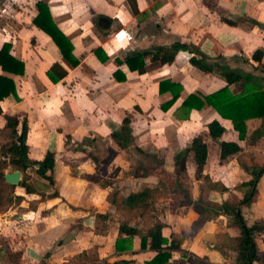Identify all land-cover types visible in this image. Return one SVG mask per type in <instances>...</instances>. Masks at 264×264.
Returning a JSON list of instances; mask_svg holds the SVG:
<instances>
[{
    "label": "crops",
    "instance_id": "obj_1",
    "mask_svg": "<svg viewBox=\"0 0 264 264\" xmlns=\"http://www.w3.org/2000/svg\"><path fill=\"white\" fill-rule=\"evenodd\" d=\"M37 1L0 0V49L11 44L10 53L24 63L23 74L5 72L0 66V74L12 77L17 87L16 95L0 101L4 110L0 130L10 133L5 114L19 116V131L26 117L29 158L41 161L54 152L55 184L36 173L37 165L29 169L31 181L47 197L16 188L15 195L24 199L0 213L3 257L8 244L19 258L17 264H106L119 259L146 264L156 251L143 250L140 236L133 238L132 249L116 250L122 217L108 201L114 188L138 191L156 185L163 171L178 177V154L197 134L207 133V124L215 119L226 132L220 139L206 136L209 151L203 173L196 175L191 157L187 161L195 199L209 175L228 188L215 192V197L238 201L245 191L242 183L250 178L244 165H264L262 118L248 119L241 138L233 121L213 106L183 105L190 94L204 97L228 85L217 64L252 77L229 84L234 95L245 94L251 86L264 90V56L261 61L253 58L257 49L264 50V0H43L57 28L73 44L76 66L52 36L35 25ZM125 30L134 35L132 41L125 39ZM176 41L191 49L180 50L172 63L154 61L152 55L144 58L143 70L127 63L133 53ZM194 55L214 70L194 65ZM176 94L179 97L172 102ZM128 113L133 141L122 148L111 133ZM223 140L238 143L242 150L222 161ZM95 142H102L101 152ZM258 189L257 200L243 207V213L249 224L264 225V174ZM55 191L59 195L51 196ZM166 200L168 206L172 198ZM164 210L146 229L133 225L145 235L161 221L164 235L170 239L177 235L183 249L217 264L235 261L237 252L230 249L229 236L238 229L229 226L227 216L204 219L195 204ZM98 214L106 218L98 219ZM259 244L264 250V232ZM180 256L175 251L172 264H178ZM193 260L187 259L188 264Z\"/></svg>",
    "mask_w": 264,
    "mask_h": 264
},
{
    "label": "trees",
    "instance_id": "obj_2",
    "mask_svg": "<svg viewBox=\"0 0 264 264\" xmlns=\"http://www.w3.org/2000/svg\"><path fill=\"white\" fill-rule=\"evenodd\" d=\"M36 6L39 13L34 18V23L40 29L52 36L63 56L70 62L71 65H78V60L72 57L74 46L70 39L62 33L53 22L48 5L43 0L37 1ZM136 9V6H133ZM137 11V10H136ZM48 23V24H47ZM11 44L5 43L0 49V66L5 72H12L17 74L24 73V63L15 58L11 53ZM182 49H191L190 45L185 42L176 41L171 46H157L150 51H143L133 53L127 56V63L131 69L143 70L145 66L144 58L152 55L154 61L162 64L172 63L177 53ZM264 56L263 49H257L253 55L256 61H261ZM137 62L135 66L134 63ZM191 62L205 71H213L215 66L206 63L204 60L198 59L196 55L191 57ZM138 67V68H135ZM220 73L227 79L228 85L220 90L200 97L197 94H190L183 102V105L190 109L193 107L202 109L205 105L213 106L225 118L233 121L236 130L239 131L240 137H244L246 133V121L250 118L260 117L264 122V90L257 86H251L246 89L245 94L234 95L229 89V84L237 83L243 79L251 80L250 75H243L239 72L229 69L225 66L216 65ZM51 74V73H50ZM59 79V78H58ZM179 88H182L181 86ZM180 90V89H179ZM17 94V87L12 77L0 74V101L5 97H10ZM174 95L172 102L179 96ZM4 114V110L0 104V115ZM6 126L9 128V140L1 144L0 151V213L7 210L12 204L19 203L24 198L15 195L16 188L22 187L29 195L38 194L40 199H45L47 194L38 190L35 184L31 181L29 169L35 165L36 173L42 178L49 181L50 185L54 186L55 180L53 178V171L55 167V154L48 152L45 159L41 161H32L29 158V145L27 143L28 137V122L27 118L22 119V128L19 131L20 118L17 115L5 114ZM132 115L127 114L123 120V124L119 129H114L111 137L116 143L125 148L129 146L132 141ZM207 133L203 132L197 134L190 146L181 151L177 156L176 177L174 186L182 190L184 198L175 202L171 207L173 210L182 205L195 204L201 212L202 218L208 219L218 215H225L229 219V226L238 229V234L229 236L230 249L237 252V256L233 263L222 264H264V250L261 249L259 240L261 233L264 232V225L261 222H254L249 224L243 213V207L253 204L258 196V184L264 174V165L253 164L244 165L245 170L250 174V178L242 183L245 189L242 198L238 201L222 200L215 197L214 193H225L228 188L221 182L213 180L209 175H205L203 182L199 185V195L195 199L188 184L183 181V176L187 177V161L188 158L196 165V175H201L208 157V144L206 136L213 139H220L226 132V128L219 122V120H212L207 124ZM242 147L233 141H221V160H225L230 156L239 153ZM191 153V154H190ZM1 154L8 157V160L2 161ZM94 161L98 164L99 159L94 157ZM21 170L23 172V179L20 184H11L7 182L5 175L7 170ZM166 176L171 175L167 171H163ZM110 180H108L109 182ZM15 195V199L11 196ZM59 192L55 191L51 196H58ZM163 188L162 179L156 185H144L138 191H124L114 188L108 194V201L114 205L116 211L121 215L120 220V235L116 240V250L124 252L132 249L133 238L140 236L141 248L143 250L150 249L156 251V255L146 264H172L171 259L175 251L180 252L181 256L178 259V264H188L187 259L194 261V264H217L207 259V257L196 256L193 252L182 248L175 234L172 238H168L163 233L165 224L161 221L156 222L147 234L143 235L141 230L132 224L135 218L139 216L145 217L148 212L154 210L156 202L162 198ZM97 218H106L105 214H98ZM202 220L194 222V227L200 225ZM103 225H101L102 227ZM132 260L119 259L114 262H107L106 264H131Z\"/></svg>",
    "mask_w": 264,
    "mask_h": 264
},
{
    "label": "rangeland",
    "instance_id": "obj_3",
    "mask_svg": "<svg viewBox=\"0 0 264 264\" xmlns=\"http://www.w3.org/2000/svg\"><path fill=\"white\" fill-rule=\"evenodd\" d=\"M9 135H10L9 132L0 130V145L1 144L3 145L4 143L7 142V140L9 139ZM94 147L98 150V152H101L103 150L102 142L101 143L95 142ZM8 170H9V172H12V171H10L11 169H8ZM161 179H162L163 196L160 199H165V200L160 201V199H159L157 201L159 203V205L156 206V204H155V206L153 208L155 210H151L150 212H148L145 217L139 216L138 218H135L133 220L132 224H136L137 226H140L142 229H146V227H148L150 225V223H152L153 221L156 220V218L160 212L165 211L164 208H166L168 206L172 207L175 202H178L181 198L182 199L184 198L183 191L180 189L178 190L177 187L173 185L175 182V179H176L175 176L174 177H172V175L166 176V174L162 173ZM183 181L188 184L189 190H191V192H192V186H191V185H193L192 179L189 180V178H187L186 176H183ZM190 182H191V184H190ZM166 198H172V200L170 201L168 206L165 205V203L168 202V200H166ZM162 205L165 207H163ZM172 211H173V209H172ZM3 244H5V240L0 237V263L1 264H17V262L19 261V258H17L16 255H12V249L7 244V241H6L7 254L5 255V257H3L4 254L1 252V248H6V246L5 245L3 246ZM4 260H5V262H4Z\"/></svg>",
    "mask_w": 264,
    "mask_h": 264
},
{
    "label": "water",
    "instance_id": "obj_4",
    "mask_svg": "<svg viewBox=\"0 0 264 264\" xmlns=\"http://www.w3.org/2000/svg\"><path fill=\"white\" fill-rule=\"evenodd\" d=\"M7 182L11 184H20L21 180L23 179V172L21 170H15L12 172H7L5 175ZM11 199H14V196H11Z\"/></svg>",
    "mask_w": 264,
    "mask_h": 264
},
{
    "label": "built area",
    "instance_id": "obj_5",
    "mask_svg": "<svg viewBox=\"0 0 264 264\" xmlns=\"http://www.w3.org/2000/svg\"><path fill=\"white\" fill-rule=\"evenodd\" d=\"M118 19L120 20L121 23H124L123 19L121 17H118ZM125 38L127 40V42H130L134 39V35L131 34L128 30H125ZM0 151H1V147H0ZM1 160L2 161H5V160H8V157L1 154Z\"/></svg>",
    "mask_w": 264,
    "mask_h": 264
},
{
    "label": "bare ground",
    "instance_id": "obj_6",
    "mask_svg": "<svg viewBox=\"0 0 264 264\" xmlns=\"http://www.w3.org/2000/svg\"><path fill=\"white\" fill-rule=\"evenodd\" d=\"M126 39V38H125Z\"/></svg>",
    "mask_w": 264,
    "mask_h": 264
}]
</instances>
